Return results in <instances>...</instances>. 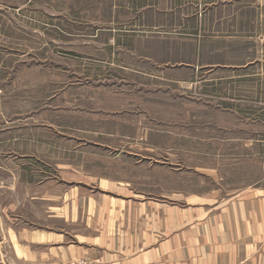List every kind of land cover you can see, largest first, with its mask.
<instances>
[{"label":"rangeland","instance_id":"rangeland-1","mask_svg":"<svg viewBox=\"0 0 264 264\" xmlns=\"http://www.w3.org/2000/svg\"><path fill=\"white\" fill-rule=\"evenodd\" d=\"M100 178L168 204L264 185V0H0V264H26L15 218L75 228L32 199Z\"/></svg>","mask_w":264,"mask_h":264},{"label":"crops","instance_id":"crops-1","mask_svg":"<svg viewBox=\"0 0 264 264\" xmlns=\"http://www.w3.org/2000/svg\"><path fill=\"white\" fill-rule=\"evenodd\" d=\"M112 121L117 129L110 132L122 143H135L143 151L172 150L155 133L162 131H120L121 125L136 127L147 121ZM97 182L98 190L80 185L53 189L56 197L32 199L47 205L49 218L75 228H36L15 218L18 259L26 264H67L77 258L91 264H264V185L221 199L209 193H175V202L168 204L127 199L123 183L104 178ZM115 188L123 195L115 196Z\"/></svg>","mask_w":264,"mask_h":264},{"label":"built area","instance_id":"built-area-1","mask_svg":"<svg viewBox=\"0 0 264 264\" xmlns=\"http://www.w3.org/2000/svg\"><path fill=\"white\" fill-rule=\"evenodd\" d=\"M70 264H91L90 261L86 258H78L72 261Z\"/></svg>","mask_w":264,"mask_h":264}]
</instances>
